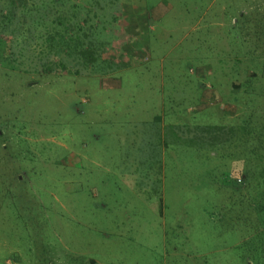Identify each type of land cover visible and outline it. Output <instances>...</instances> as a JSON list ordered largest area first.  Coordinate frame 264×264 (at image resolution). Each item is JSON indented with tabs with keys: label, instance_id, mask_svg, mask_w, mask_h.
Listing matches in <instances>:
<instances>
[{
	"label": "rangeland",
	"instance_id": "374dc122",
	"mask_svg": "<svg viewBox=\"0 0 264 264\" xmlns=\"http://www.w3.org/2000/svg\"><path fill=\"white\" fill-rule=\"evenodd\" d=\"M0 264H264V0H0Z\"/></svg>",
	"mask_w": 264,
	"mask_h": 264
},
{
	"label": "crops",
	"instance_id": "0c3cea01",
	"mask_svg": "<svg viewBox=\"0 0 264 264\" xmlns=\"http://www.w3.org/2000/svg\"><path fill=\"white\" fill-rule=\"evenodd\" d=\"M134 3V2H130ZM135 20H137L138 17H134ZM118 29L115 31V36L116 38V49H113L110 45L107 43L101 42V44H97V46L92 47V57L93 60L90 62L91 64V69L94 70L97 74V72L104 71V75L101 76L100 81L102 80L103 77H107L110 71L113 69H120L124 70L129 67H135L139 65V62L137 59H135V56L137 54L142 57V60L145 62V59L147 58L146 55H140L138 52V47H136V43L139 41V36H133L134 39L131 41L130 38H128V34L125 32L131 33L129 29L120 31V22H128L125 21L126 19H129V17H118ZM134 22V21H132ZM125 28V25L123 26ZM140 32V31H139ZM142 32V31H141ZM124 33L126 35H124ZM117 34V35H116ZM122 34V35H121ZM140 35V33H139ZM98 39V38H96ZM135 39L137 41H135ZM100 40V39H99ZM114 43V44H115ZM117 54V58L115 59L114 55ZM140 59V58H139ZM89 63L88 61L86 64ZM99 71V72H100ZM158 113L154 114L152 118L149 120L150 125L153 127L154 124H159L163 128V132H171V135L173 133L172 128H177L181 127L183 128L184 126L187 125L186 121L188 117L185 116L184 112L181 110L179 112L170 109L169 115H167L166 111L164 109H161L160 111L157 110ZM165 118H168L169 123L167 124L165 122ZM173 145V143H171ZM163 149H169L167 146L166 142L163 141Z\"/></svg>",
	"mask_w": 264,
	"mask_h": 264
}]
</instances>
